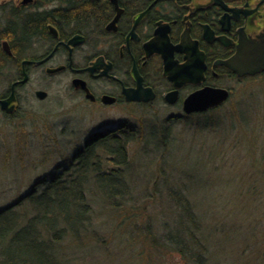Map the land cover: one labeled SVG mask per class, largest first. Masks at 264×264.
<instances>
[{
	"label": "rangeland",
	"instance_id": "rangeland-1",
	"mask_svg": "<svg viewBox=\"0 0 264 264\" xmlns=\"http://www.w3.org/2000/svg\"><path fill=\"white\" fill-rule=\"evenodd\" d=\"M68 85L64 75L35 73L26 90L32 94L23 100L30 114L27 121L0 115V213L11 206L14 212L24 210L26 206L17 205L20 199L38 180L68 168L95 131L126 123L143 133L142 139L134 135L130 144L133 165L127 171L134 200L147 210L135 227L150 225L160 239L165 223L177 216L164 191L183 189L206 227L211 262L256 264L250 252L261 245L264 233V76L230 83L231 98L206 112L207 119L181 121H166L170 111L157 104L139 109L137 122L102 121L125 117L115 112L100 118L75 107L76 100L66 93ZM33 88L45 90L48 97L40 101ZM95 151L103 153L101 147ZM94 208L98 233L85 237L84 243L66 241L63 251L70 264H182L177 253L165 255L152 247L144 231L120 226L116 213L97 202Z\"/></svg>",
	"mask_w": 264,
	"mask_h": 264
},
{
	"label": "flooded vegetation",
	"instance_id": "flooded-vegetation-1",
	"mask_svg": "<svg viewBox=\"0 0 264 264\" xmlns=\"http://www.w3.org/2000/svg\"><path fill=\"white\" fill-rule=\"evenodd\" d=\"M262 31L264 0H0V115L27 121V86L45 73L67 77L75 107L125 117L102 121L137 122L139 109L156 104L170 111L166 121L196 117L184 110L191 95L222 89L227 102L234 82L264 76L228 65ZM38 91L44 101L48 92ZM106 127L89 140L134 130Z\"/></svg>",
	"mask_w": 264,
	"mask_h": 264
},
{
	"label": "trees",
	"instance_id": "trees-1",
	"mask_svg": "<svg viewBox=\"0 0 264 264\" xmlns=\"http://www.w3.org/2000/svg\"><path fill=\"white\" fill-rule=\"evenodd\" d=\"M198 117L208 118L206 112ZM128 127L125 129L132 128ZM134 135L143 138L142 131L136 132V128L120 137L102 139V135H97V140H89L85 153L70 160L62 173L54 172L34 184L17 203L26 206L24 210L14 212L11 206L2 212L0 264H70L71 259L68 261L63 251L66 241L76 245L98 233L94 228L96 202L116 213L120 226L130 225L135 233L144 231V238L152 240L155 244L152 247L161 249L163 254L177 253L182 264H213L203 235L206 227L196 212L197 206L182 193L183 189L164 191L177 216L174 222L165 223V234L160 239L152 234L150 225L135 227L147 210L134 200L127 178L128 168L133 165L130 144ZM164 143H169L168 136L164 137ZM97 147H101L102 154H97ZM258 197L261 198L259 194ZM252 201L255 200L249 203ZM97 237L93 236L100 240ZM262 240L250 252L256 264H264V233Z\"/></svg>",
	"mask_w": 264,
	"mask_h": 264
},
{
	"label": "water",
	"instance_id": "water-1",
	"mask_svg": "<svg viewBox=\"0 0 264 264\" xmlns=\"http://www.w3.org/2000/svg\"><path fill=\"white\" fill-rule=\"evenodd\" d=\"M257 41H251L249 44H242L239 53L234 60L228 62L239 76L256 75L264 72V31H262ZM76 86L82 83L81 80H75ZM84 86V84L82 83ZM45 91H38L37 95L43 99L46 96ZM229 96L227 90L205 88L204 90L191 95L185 103V112H206L209 109L220 106ZM5 210H2L4 212ZM0 213V214H1Z\"/></svg>",
	"mask_w": 264,
	"mask_h": 264
}]
</instances>
